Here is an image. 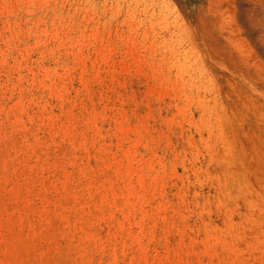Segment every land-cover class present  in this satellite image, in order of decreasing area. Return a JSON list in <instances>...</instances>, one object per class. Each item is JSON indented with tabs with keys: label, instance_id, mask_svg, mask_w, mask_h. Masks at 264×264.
<instances>
[{
	"label": "rangeland",
	"instance_id": "rangeland-1",
	"mask_svg": "<svg viewBox=\"0 0 264 264\" xmlns=\"http://www.w3.org/2000/svg\"><path fill=\"white\" fill-rule=\"evenodd\" d=\"M198 8L250 54L227 0H0V264H264V136Z\"/></svg>",
	"mask_w": 264,
	"mask_h": 264
},
{
	"label": "bare ground",
	"instance_id": "bare-ground-1",
	"mask_svg": "<svg viewBox=\"0 0 264 264\" xmlns=\"http://www.w3.org/2000/svg\"><path fill=\"white\" fill-rule=\"evenodd\" d=\"M227 1L232 8V10L230 9L231 17L237 33L245 35L255 44L250 49V54L239 53L236 47L227 44V36L222 34L217 26V17L208 15L204 18L203 8L197 9V21L201 25V29H198L196 35L199 40L206 39V41L210 40L215 44L213 50L217 56L214 57L219 70L212 72L211 80L212 87L218 90L217 95L222 92L230 93L231 102L243 107L247 120L256 121L261 135L264 136V0ZM243 2L247 4L248 9L242 8L240 11L238 8ZM241 12L243 15L245 13L248 15L247 20L250 24L245 23ZM254 51L259 52L260 55L254 56ZM221 61L226 64V67H223ZM194 69H196L195 66ZM198 78L201 87H203L205 80L202 71Z\"/></svg>",
	"mask_w": 264,
	"mask_h": 264
}]
</instances>
